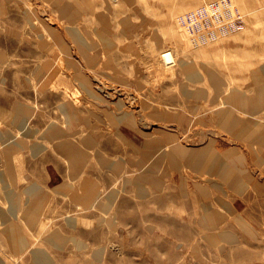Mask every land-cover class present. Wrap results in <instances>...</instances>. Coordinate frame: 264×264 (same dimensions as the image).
<instances>
[{"label":"rangeland","instance_id":"374dc122","mask_svg":"<svg viewBox=\"0 0 264 264\" xmlns=\"http://www.w3.org/2000/svg\"><path fill=\"white\" fill-rule=\"evenodd\" d=\"M53 1L0 0V264H37L38 256L43 259L39 264H264V230L235 229L236 194L219 175L183 163L179 171L167 168L164 190L139 196L133 184L176 145L185 151L212 145L229 160L227 168H234L241 153L250 172L264 180V163L254 164V157L264 154L258 137H241L219 122L224 110L264 127V107L255 112L247 106L257 95L255 72L262 71L264 83V0H233L244 15V30L207 47H193L186 37L170 39L167 31L177 28L182 14L213 0H89L91 7L73 21ZM99 31L111 36L108 42ZM165 52L173 54L172 64L162 58ZM188 66L204 79H190ZM18 105L31 110L26 120H18ZM65 108L79 116L76 123ZM109 114L133 117L134 127L109 122ZM61 133L73 144L97 136L106 148L100 152L119 166L116 172L104 168L99 151L91 150L88 165L94 171L79 179L108 175L111 184L101 193L117 194L113 214H98V205L94 210L99 222L114 218L115 231L102 223L100 229L85 224L76 230L70 218L83 217L86 223L91 216L71 210L69 217L56 213L46 229L23 228L18 212L28 207L29 190L38 184L55 194L50 168L63 170L57 180L68 175L66 157L58 149ZM120 133L139 146L161 137L169 143L147 156ZM169 135L174 140L168 141ZM8 141L20 144L9 162ZM195 184L208 186L212 212L223 214L217 229L203 230L194 222L204 212ZM55 201L51 210L72 206L70 198ZM6 219L18 220L22 249L11 246Z\"/></svg>","mask_w":264,"mask_h":264},{"label":"crops","instance_id":"0c3cea01","mask_svg":"<svg viewBox=\"0 0 264 264\" xmlns=\"http://www.w3.org/2000/svg\"><path fill=\"white\" fill-rule=\"evenodd\" d=\"M128 1L131 2L133 0H128ZM83 10L80 11V13L76 16V18L74 20H77V18L81 14H83V12H84ZM126 21L128 23L130 22V20H127V19H126ZM105 23H106V21H105ZM104 34H107L106 37L108 39H110L111 36L108 33L104 32V31H99L98 36L100 38H105ZM262 107H264V105H262ZM111 115H113V114H109L108 115V119H109V116H111ZM17 117H18V113H17ZM25 118H28V117H25ZM76 118L78 120L79 116L76 115ZM109 122H110V120H109ZM89 138H94L95 139V142L93 143V145H90V144L87 143V140ZM99 142L100 141L98 140L97 136L90 135V136H88L86 138H83L82 143H77L76 145L71 143V142L68 143L69 146H66V147H70L72 149L75 148V150L77 152L82 153V154H84L86 156L85 162L82 163L78 168H76L75 171H73V169H71V167H70V163H69V160L67 159V156H65L66 160H67V163H68V165L65 168V170H66V173H68V175L70 177V180H68V175H67L65 180H63V177L61 179L57 180L56 179V177L58 176L57 173L62 174L63 170H55L53 168H50L51 176L54 178L53 181H52V185H51V190L50 191H53L55 194L56 193L59 194V196H55V194H52V193L50 194L49 192H47V188L46 187H45L46 190H43L42 186H39L38 184L33 186L34 189H37V191H38L37 194H40V197L42 199V206L40 207V209H38L36 211L35 214H33L31 220L27 217L26 214H28L29 206H30V204L32 203V201L34 199L33 195L31 194L32 198L29 201L28 207L25 208L24 210H22L21 212H18V214H20V215L22 214L23 215V216H21V222H22V225H23L24 229H28V230H31V231H35V230H39V229H43V228L46 229V228H48V226L52 222H54L53 220L56 219L54 217L56 215V213H61L62 216L67 215L69 217L71 215V214H69V212H70L69 210H71V211H74V212H71L73 215H81V216L85 215V216H89V217L91 216V218H87L88 222H86V223H85L83 217H82L81 220H79L77 218L76 222H75V219L70 218L68 220L69 221L68 224L72 228H74L76 230L83 228L85 224L86 225H98L97 229H100L99 225L101 223L107 225V229L110 230V231H112V230L115 231L116 230V222H115L114 218L112 219L110 217H107V219H104L103 222H99L98 221L99 217L96 216L97 213L98 214L101 213V214H103V216H106V215L110 216L111 214H113V209H114L115 204H116L117 194H115V192L109 193V191H108V192H106L104 194L101 193L102 188H105V186L107 187L109 184H111V182L108 180V175L105 176L104 178H100L99 180L98 179L94 180L93 178H87L85 180H82L81 182L79 180L81 177H83V175L86 172H88V173L91 172L92 173L94 171V170H91L90 166L88 165V163L90 161V158H89L90 156L87 154V152L91 151V150L99 151L98 154H97V158L99 156L98 160L101 162V164L103 165L104 168H108L110 170H113L114 172L117 171L115 169L116 168L115 163L113 161H111L109 158L105 157V155L100 152V150H105L106 148L102 144H100ZM259 145H260L259 147L261 149L260 152L264 151V144L259 143ZM19 147L20 146L18 145L16 149L19 150L20 149ZM176 147H177V145H176ZM176 147L172 148L171 150L175 151ZM142 148L145 149V151H147V156H149L148 154L150 152H152L154 150H157L160 147L148 149V148H145L143 146V144H142ZM58 149L60 150L61 148H58ZM193 150H195V149H193ZM198 150H200V149H198ZM187 152H189V151H187ZM62 153H63V155H65L64 151H62ZM222 156H223V154H222ZM236 157L237 158H236V162H234L235 163L234 167H236L237 170H236V174L234 175V178H232L229 182H225L224 179L219 175V177L221 178L222 185L230 187L231 189H233L235 191V194H236L235 206H236L237 217H236V228L235 229L237 231L240 230V229L241 230H243V229L244 230H252V231L264 230V180L258 178L256 175H254L252 172H250L249 168L247 167L248 166V162H246V160L244 158V155H241V154L238 153V155ZM225 159H226V161H225L224 164H225V168H227V165L229 164V160L227 158H225ZM172 163H173V161H171L170 159H167L165 155L162 156L161 158L157 159L156 162L153 164V166L151 167V169L148 172H146L142 177H140L139 179L134 181L133 184L136 187L138 195L139 196H147L152 189L160 191V190H164L165 188H167V184L165 185V178H167V171H168L167 168H171L174 171H179L181 166L184 163L185 165L190 166L193 169H195L191 164L189 165L186 162H182L181 166L178 165V167H173L174 165ZM255 163L257 165H261L262 163H264V154L263 155H259L258 158L254 157V164ZM227 169H229V168H227ZM230 169H232V168H230ZM195 170L198 171V172H201V173L207 172L206 170H197V169H195ZM209 174H211V173H209ZM211 175H213V174H211ZM216 175H218V174H216ZM55 180H57V181H55ZM86 181H90V182H92L93 184H95L97 186V189H98V192H99L98 198H97V202L95 204V206L96 205L99 206L98 207V209H99L98 211L99 212H97V213L94 210L95 206L91 207V208H85L84 205L80 204L79 202H77V201H75L73 199V197L75 195H81L83 193V189L82 188H83L84 182H86ZM137 181H142V183H144V185H145V186H143L141 188L142 192L140 191V188L136 184ZM231 181L232 182L234 181L233 182L234 184ZM173 183H174V181H173ZM189 184H190V182H189ZM240 184H242V185L239 188ZM154 185H156V186L154 187ZM177 185L179 186V183H177ZM75 186H76V188H75ZM182 187H184L183 184H182ZM195 187L197 188L198 195H199L198 196L197 194H195V195H197L196 199L197 198L198 199L201 198L203 200L200 203V206L203 207V204H204V207H203L204 208V212L201 214L199 220L196 219L194 222L197 223V224H200L201 225L200 228L203 229V230H206V229H217V226H213L212 227V225L207 221V218H209V216L212 213V204H211L210 195H209L210 189L208 188L207 185L195 184ZM76 189L77 190L80 189V192H76L75 191L74 193H71V192H73ZM251 190H253L252 194L249 197H245V192L247 193V192H249ZM59 197L64 199V200L70 198L72 206H68L67 208L64 207L65 208L64 209L63 207H60L59 205H56L57 207H59L61 209L57 208L59 210H57V209L56 210H53V209L51 210V207H52L51 204ZM246 199H248V200H246ZM245 201H246V203H245ZM55 202H57V201H55ZM125 206L128 207V205H126V204H125ZM245 209H247V210L245 211ZM78 210H80V211L83 210L82 212L86 213L87 215L82 213V212H79ZM217 213H218V216H220V217L217 220L218 222L216 221L214 224H219L221 222L220 220H222V217H223V214L221 212H217ZM240 213H241V215H240ZM93 216H96L98 218L97 219L98 222H96V219L94 220L95 217H93ZM26 217H27L28 221H27ZM23 219H25V221ZM90 220H91V222H89ZM6 222H9L8 224H11V223L14 222L16 224V226H17V229L19 231L21 230V228L19 226V223H18V220L12 221V220H7L6 219ZM81 223L83 224L82 227L79 226ZM59 229L62 230V228H55V230H59ZM102 229H105V228L102 227ZM60 235L55 234L53 237H54V239L57 238L59 240V239H61ZM64 239H66V237H64ZM59 243L63 244V245L65 244L64 240L60 241ZM23 245H24V243H23ZM98 257H100V256L98 255Z\"/></svg>","mask_w":264,"mask_h":264},{"label":"bare ground","instance_id":"6f19581e","mask_svg":"<svg viewBox=\"0 0 264 264\" xmlns=\"http://www.w3.org/2000/svg\"><path fill=\"white\" fill-rule=\"evenodd\" d=\"M53 2H54V5L58 8V11L61 13L62 16H65V17H67L68 19H70L72 21L76 18V16L80 13V11H82L84 8H90L91 5H92L91 4V1H89V0H72V1H70V0H54ZM207 3H209V2H207ZM207 3H205V4H207ZM234 4L239 8V6L235 2H234ZM202 5H204V4H201L198 7L194 8V9H192L190 11H187L185 13H188V12H191V11H194V10H197ZM56 13H57V10H56ZM179 18L180 17H178V23H179ZM76 33L78 34L79 32H76ZM167 34H168L167 37H169L170 39H174V40L175 39L182 40V38L185 39V37H186L188 39V42L190 44H192L193 47L195 46L194 43L192 42L191 38L189 37L188 32L186 31L185 28H183V26L180 23H179V25H177V28H170L167 31ZM106 35L107 34H104L105 38H103V39L106 42H108L109 40L106 37ZM233 35H235V34H233ZM233 35H231V36H233ZM225 39H227V38H224L222 40H225ZM80 42H82V40ZM218 42H220V41H218ZM215 43H217V42H215ZM215 43H211L209 45H212V44H215ZM209 45H206L205 47H207ZM195 47H197V46H195ZM199 47H202V46H199ZM86 48H87L86 45L84 44V42H82L81 49L83 50V52L86 51L85 50ZM96 51H99V50H96ZM91 52H93V51H91ZM162 58L164 59V61L166 62V64H172L174 62V56H173V54L171 52H165L164 54H162ZM50 69H51V66H49V65H47L43 69L44 71L47 72V76H48V74L51 75V70ZM43 70H41V72L39 73V75L42 76V71ZM186 70H187V74L189 75V78L190 79H192L194 81H202L204 79L203 77H201V75H199L195 71V69L193 67L188 66L186 68ZM78 78L81 81V83H82L83 86H85V87L88 86V82L82 76L78 75ZM254 78H255V82H256V84L258 86L257 95L255 97H253V98H251V99L248 100L247 106L249 107V109L251 111L257 112V110H259L262 107V105H264V83H263V73H262V71L255 72L254 73ZM45 81H48V80L47 79H42V82H45ZM213 83L216 86H218L220 84V82L218 81V79H214ZM202 94L204 95L205 93H201V96H202ZM204 96H202V97H204ZM240 98H242V97H240ZM233 100L234 101H237L238 98L237 97H234ZM121 106H123V105H121ZM15 109H16V111L18 113V120H21V121L22 120H26L25 117H28L31 114L30 113L31 110H29L28 108H25L24 106H19L18 105L17 108H15ZM65 113H67L68 118H71L73 120V122H71V123H76L78 121L77 118H76V116H73V115L70 114V113H72L71 112V108L70 109L69 108H65ZM219 115H220L219 122H220L221 126L224 127L225 129H227L228 131H230V132H232L234 134H238L241 137L252 138V137H254L256 135L258 137V142L264 144V127H263V125H260L259 123L255 122L253 120H241V119H238L234 114H231L228 111H224V110L221 111V113ZM248 115H249V113H248ZM133 119L134 118L131 117V116L130 117H126V116L118 117L115 114L109 116L110 122H112L114 124L115 123L117 124V123H120V122L123 121V122H125V124H127L130 127H134L133 125L135 124V122H134ZM180 119H181L180 120L181 122L185 123V121H186L185 119H183V118H180ZM121 134L122 133H120V136H122V138L124 140H126V142H128L130 145L134 146L135 148L136 147L137 148L142 147V146H139L134 140H132L131 137H129V138L127 137L126 138L125 136H123ZM57 135H62L61 136V140L62 141L59 142L60 143V146H58V148H61L60 151H64L65 156H67V159L69 160L71 169H73V171H75L76 168H78L82 163L85 162L86 156L84 154H82V153L77 152L75 150V148L72 149L70 147H66V146H69L68 143H70V141L68 139H63V134L62 133L61 134H57ZM170 135L168 136V141L174 140V139H171L172 137L169 138ZM93 140H94V138H89L87 140V143L91 145ZM167 143H169V142H167V139L164 138V137H161V138L153 139V140L152 139H148V140L144 141L143 146L145 148L152 149V148H158V147H167L168 146ZM18 145H20V144L19 143H14V141H12V142H9L8 141L7 143L4 144V146H5L4 147L5 148V157H6L7 162H9V156L11 158H13V156L15 155V153L18 152L17 149H16ZM172 145H174V144H172ZM148 155H151V153H149ZM236 155H238V154H236ZM165 156H166L167 159H170L171 161H173V163H172L174 165V166L172 165L173 167H178V165L181 166L182 162H186L189 165L191 164L197 170H206L207 172H209V173H211L213 175L214 174L220 175L224 179L225 182H229L232 178H234V175L236 174V170H237L236 167H234L232 169L225 168V164L224 163H225L226 159L221 155L220 151L218 152L217 149L214 146H212V145L211 146H208L206 148L200 149V150H193V151H189V152L185 151L182 148V146H177L176 149H175V151L174 150H171ZM118 167L119 166H116L115 169L116 170H119ZM136 184L140 188V191H141V188L143 186H145L144 183H142V181H137ZM242 184L239 185V188L241 187ZM155 186L156 185H154V187ZM75 188H76V186H75ZM82 189H83V193L81 195H75L73 197V199L75 201L79 202L80 204L84 205L85 208L94 207L95 204H96V202H97V198H98V194H99L98 189H97V186L95 184H93L92 182H90V181H86V182H84ZM28 193L32 194L33 197H34L32 203L29 206L28 214H26L27 217L31 220L33 214H35L36 211L38 209H40V207L42 206V199L40 197V194H37L38 193L37 189L32 188V189L29 190ZM203 207H204V204H203ZM27 217H26V219H27ZM219 217L220 216H218V213L217 212H212L211 215L209 216V218H207V221L213 227V226L216 225L214 223L219 219ZM27 221H28V219H27ZM18 232H19V230L17 229V226H16V224L14 222L11 223V224H9L8 227H6V229H5V233L7 234L8 238L10 240V244H11V246L14 249H22L23 248V240L19 237L20 235H18ZM38 257L39 258H37V260H36V263L37 264H39L40 262L43 261V259L40 256H38Z\"/></svg>","mask_w":264,"mask_h":264},{"label":"built area","instance_id":"2783aa9c","mask_svg":"<svg viewBox=\"0 0 264 264\" xmlns=\"http://www.w3.org/2000/svg\"><path fill=\"white\" fill-rule=\"evenodd\" d=\"M195 46H206L244 30L246 22L233 0H214L180 16Z\"/></svg>","mask_w":264,"mask_h":264}]
</instances>
